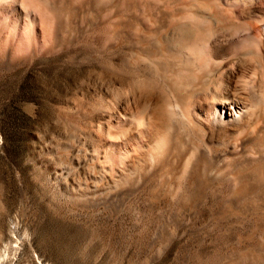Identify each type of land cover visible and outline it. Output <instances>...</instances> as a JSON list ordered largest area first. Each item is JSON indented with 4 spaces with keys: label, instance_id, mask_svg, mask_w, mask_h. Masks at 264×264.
<instances>
[{
    "label": "rangeland",
    "instance_id": "rangeland-1",
    "mask_svg": "<svg viewBox=\"0 0 264 264\" xmlns=\"http://www.w3.org/2000/svg\"><path fill=\"white\" fill-rule=\"evenodd\" d=\"M243 1L233 18L264 19V0ZM108 3L105 33L93 0H0V264H264L258 158L157 167L153 128L134 133L170 95L157 23H204L230 0ZM118 159L107 182L99 165Z\"/></svg>",
    "mask_w": 264,
    "mask_h": 264
},
{
    "label": "bare ground",
    "instance_id": "bare-ground-1",
    "mask_svg": "<svg viewBox=\"0 0 264 264\" xmlns=\"http://www.w3.org/2000/svg\"><path fill=\"white\" fill-rule=\"evenodd\" d=\"M242 1L230 0L227 8L219 4L218 8L204 10V23L194 19L170 26L157 23V62H162L168 72L164 73L167 78L160 81L170 95L157 98V118L145 110L139 112L140 124L137 122L134 130L139 137L144 128H153L156 148L147 154L150 162L157 160V167L169 161L178 167L193 154L200 163L221 156L258 158L253 169L263 177L264 157L260 149L257 157L253 155L256 153L250 157L246 151L249 146L264 142V19L233 18L234 6ZM108 2L93 0L94 24L103 27L105 33L111 30ZM9 9L17 13L15 5ZM43 13L50 15L44 9ZM219 15L225 16L222 22L215 19ZM15 17L21 18L20 13ZM189 131L194 139L187 140L185 134ZM147 142L144 146L150 144ZM93 158L99 161L98 155ZM99 166L107 182L110 175L117 177L126 170L122 159L114 167ZM98 191L94 188L92 193Z\"/></svg>",
    "mask_w": 264,
    "mask_h": 264
}]
</instances>
